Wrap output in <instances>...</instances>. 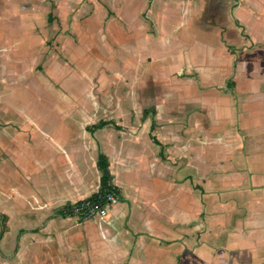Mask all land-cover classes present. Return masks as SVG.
I'll use <instances>...</instances> for the list:
<instances>
[{
	"label": "crops",
	"instance_id": "1",
	"mask_svg": "<svg viewBox=\"0 0 264 264\" xmlns=\"http://www.w3.org/2000/svg\"><path fill=\"white\" fill-rule=\"evenodd\" d=\"M43 3L0 0V264H264V0Z\"/></svg>",
	"mask_w": 264,
	"mask_h": 264
},
{
	"label": "rangeland",
	"instance_id": "2",
	"mask_svg": "<svg viewBox=\"0 0 264 264\" xmlns=\"http://www.w3.org/2000/svg\"><path fill=\"white\" fill-rule=\"evenodd\" d=\"M41 3H43L45 6L46 5H48V2H50L51 3V6H50V11H54L55 13H56V15L58 16V14H59V12L61 11V13H63L64 12V10L63 9H60V11H59V9L58 8H55V6L53 5V3H54V1L55 0H39ZM87 0H81V2L82 3H84V2H86ZM43 10H44V8H43ZM102 10L104 11V16H106V12H107V16H108V14L110 15V14H115V10L113 11V10H111L110 8H105V7H102ZM44 11H47V10H44ZM109 11V12H108ZM44 14H43V16H44V18L46 19L47 18V12H43ZM56 15H55V17H56ZM152 27V29L155 27V25L154 24H148V28H151ZM112 28H114L113 26H112ZM57 29V28H56ZM114 30H115V28H114ZM114 34L116 35V37L118 36L117 35V32L116 31H114ZM54 40H52L51 42H49V44H51V50H54V51H56V53H58V46L57 45H55L54 43ZM21 43H24V45H26V43H28V46L30 47V48H26V47H24L23 45H22V47H21V45H20V47H19V49L17 50V52H19V53H26V52H30V51H37L38 50V43L36 42V41H34V42H32V41H30V40H26V41H21ZM31 46H32V48H31ZM20 85H18L17 86V88L18 89H16L17 90V94H15L16 96H18V95H21V94H25L26 92H25V90H23L21 87H19ZM27 88V87H26ZM21 93V94H20ZM32 97V96H35L36 98L35 99H37L36 101H30V103L31 102H33L32 103V105H31V108H32V110L33 109H35L34 111H37V112H35V113H39L40 115H42V113L44 114V108H43V103L42 102H40V104H38V99H41L42 100V92H41V89H39L38 87H30V89H29V95H28V97ZM176 237V236H175ZM176 254V252H174V255ZM175 262H176V264H178V259H176L175 260ZM175 264V263H174Z\"/></svg>",
	"mask_w": 264,
	"mask_h": 264
},
{
	"label": "trees",
	"instance_id": "3",
	"mask_svg": "<svg viewBox=\"0 0 264 264\" xmlns=\"http://www.w3.org/2000/svg\"><path fill=\"white\" fill-rule=\"evenodd\" d=\"M107 123H113V122L112 121H99L97 124L89 126L88 129L89 130H93V129L102 127V126H104ZM115 126L117 128H119L118 125H115ZM152 139H154L153 136H152ZM108 165L109 164H108V159H107L106 155L105 154H100L98 162H97V166H98L99 170L101 171L100 186H99V189L95 193H93L89 197H86L85 199L96 200V199H98V197H100V198H102L101 199V201H102L104 196H105V194L107 192H109V191L114 192L119 197L118 190H117L116 186H114L111 183V174L109 172ZM56 214L59 215V216H62V217L74 216L75 215L72 212V210H71V204L70 203L64 205L61 208H59L56 211ZM80 219H84V218L80 217Z\"/></svg>",
	"mask_w": 264,
	"mask_h": 264
},
{
	"label": "built area",
	"instance_id": "4",
	"mask_svg": "<svg viewBox=\"0 0 264 264\" xmlns=\"http://www.w3.org/2000/svg\"><path fill=\"white\" fill-rule=\"evenodd\" d=\"M101 199L100 197L96 200L80 199L71 203V210L75 214L74 216L78 218L103 217L108 209L119 200V197L114 192L109 191L105 194L102 201Z\"/></svg>",
	"mask_w": 264,
	"mask_h": 264
}]
</instances>
